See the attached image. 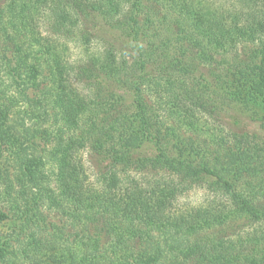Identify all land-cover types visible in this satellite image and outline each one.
<instances>
[{
  "label": "trees",
  "instance_id": "trees-1",
  "mask_svg": "<svg viewBox=\"0 0 264 264\" xmlns=\"http://www.w3.org/2000/svg\"><path fill=\"white\" fill-rule=\"evenodd\" d=\"M69 43L83 49L77 63ZM33 49L53 69L40 90L55 130H43L40 148L55 188L21 211L25 194L0 173L11 205L0 222L17 221L0 264L83 235L92 252L120 251L122 264H264V141L227 130L224 118L251 91L264 106V0H0L1 57ZM5 119L0 110V151L10 145ZM131 120L139 143L118 136ZM82 151L98 168L93 182ZM235 154L229 173L223 159ZM196 189L205 202L180 203ZM30 212L38 223L22 237ZM163 234L175 244L166 239L161 255Z\"/></svg>",
  "mask_w": 264,
  "mask_h": 264
},
{
  "label": "rangeland",
  "instance_id": "rangeland-1",
  "mask_svg": "<svg viewBox=\"0 0 264 264\" xmlns=\"http://www.w3.org/2000/svg\"><path fill=\"white\" fill-rule=\"evenodd\" d=\"M44 29H40L42 36H46ZM35 51V49L24 50L20 56L10 61L3 59L0 55V110L6 112L3 124L10 138V145L5 149L1 148L0 151V173L3 176H10L15 191L21 189L25 194V203L20 201L21 211H25L27 205L30 211L31 206L36 201H40L48 189L55 188V166L40 148L41 133L44 135L43 130L45 129L47 132L55 130L53 124L56 121V109L48 104L49 101H46L44 97L47 87L43 91L40 90L49 83L53 69L49 63L43 60L38 62ZM82 51L83 49L78 44L69 43L70 61L79 62L82 58ZM241 82L243 84L248 82L247 88L250 85L256 86L251 78H241ZM76 86L81 91L86 89L82 84H76ZM249 94L250 100H242L237 104L233 102L230 105V109L224 117L227 125L225 128L236 133L256 135L264 141V130L260 128V121L264 119V106L262 107V100L257 93L251 91ZM123 113L129 115L127 111ZM58 128L62 130L60 125ZM117 133L119 138H122V141L127 144L139 143L141 140L136 120H131L127 125L120 126ZM169 149H171L170 146ZM173 151L175 152V149H172V153ZM240 159L239 154L224 157L225 171L231 173L236 162ZM81 162L89 180L93 182L98 168L88 152L82 151ZM1 193L2 189H0V208L4 207V211L10 212V202L8 203ZM207 198L204 191L196 189L180 203L199 205ZM39 207L42 208V213L36 215L39 217L42 215L41 220L48 219V211L41 207L40 202ZM32 213L30 212L29 216ZM30 219H32L30 224L24 225L21 231L22 237L34 234L32 223L37 224L38 222L32 216ZM16 222L14 218L0 222V245L16 237ZM262 228L264 229V226ZM81 235L80 233L79 236ZM165 235L168 234H163L156 239L161 255L165 254L166 249L163 247H167L166 239H169V245L175 242V239ZM91 246L85 235L79 238L76 243L56 239L52 240L48 248L45 246L38 253L19 260L17 264H122L120 251H113L108 246L105 249V251L108 250L107 252H92Z\"/></svg>",
  "mask_w": 264,
  "mask_h": 264
}]
</instances>
